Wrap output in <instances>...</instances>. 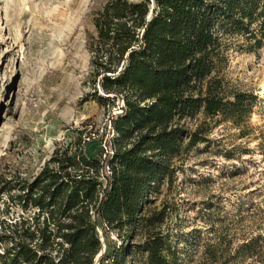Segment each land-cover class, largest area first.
Masks as SVG:
<instances>
[{
    "label": "trees",
    "instance_id": "1",
    "mask_svg": "<svg viewBox=\"0 0 264 264\" xmlns=\"http://www.w3.org/2000/svg\"><path fill=\"white\" fill-rule=\"evenodd\" d=\"M91 23V96L119 109L110 136L91 152L81 140L55 148L29 178L0 173V202L22 211L0 216V264H94L98 254V264H131L134 249L145 264H177L149 196L172 181L173 157L206 141V119L241 128L251 115L250 96L227 93L218 73L224 38L243 37L247 51L264 43V0H104ZM199 112L189 132L180 122Z\"/></svg>",
    "mask_w": 264,
    "mask_h": 264
},
{
    "label": "rangeland",
    "instance_id": "2",
    "mask_svg": "<svg viewBox=\"0 0 264 264\" xmlns=\"http://www.w3.org/2000/svg\"><path fill=\"white\" fill-rule=\"evenodd\" d=\"M103 1L0 0V173L29 178L57 147L81 140L91 152L108 140L119 109L92 98L86 46ZM223 43L218 76L227 93L250 96L251 115L241 128L206 119V141L171 159L172 181L146 204L147 214L161 213L156 227L169 234L177 264H264V43L255 51L241 36ZM203 120L199 112L180 123L190 132ZM6 207L9 216L22 212L0 202V216ZM250 239L255 251L239 250ZM134 254L131 264H145Z\"/></svg>",
    "mask_w": 264,
    "mask_h": 264
}]
</instances>
